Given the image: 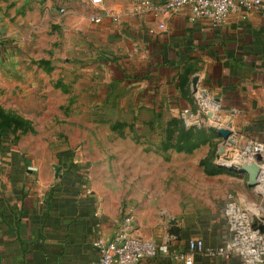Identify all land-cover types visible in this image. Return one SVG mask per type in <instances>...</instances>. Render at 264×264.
I'll use <instances>...</instances> for the list:
<instances>
[{"label": "crops", "instance_id": "1", "mask_svg": "<svg viewBox=\"0 0 264 264\" xmlns=\"http://www.w3.org/2000/svg\"><path fill=\"white\" fill-rule=\"evenodd\" d=\"M44 1L51 24L47 52L14 45L33 38L40 44L37 35H31L38 25L30 10L37 11L40 0H33L29 9L20 7L22 1L15 9L4 7L16 17L15 24L8 22V15L0 22L9 39L8 45L0 46L1 105L112 107L120 119L129 116L132 122L150 121L139 110L149 115L154 109L167 122L169 113L180 116L183 108H190L202 122L229 126L231 138L240 144L233 148L236 154L250 138L264 141V9L242 7L213 26L206 18H194L189 5L162 14L145 0ZM24 9L30 12L23 18ZM13 33H21V40H10ZM202 99L213 108L198 110ZM31 116L51 121V115ZM88 117L64 114L67 139L61 141V133L51 132V160L39 157L40 144L25 142L29 138L25 134L32 131L0 128V264H90L99 257L95 240H107L122 226L128 214L110 206L94 179L87 178L84 158L93 154L91 147L94 155L104 154L90 143L95 138L92 132L80 125L90 123ZM226 149L220 150L219 159ZM132 151L117 150L144 155L145 161L135 164L146 170L153 152ZM231 161L229 165L239 163L236 158ZM228 193L221 200L190 204L168 218L147 210L135 212L130 215L134 232L179 250L194 237L203 238L206 246H219L231 235L224 214ZM172 218L180 237L167 241ZM192 257L186 262L160 254L138 264H244L236 253L227 257L195 252Z\"/></svg>", "mask_w": 264, "mask_h": 264}, {"label": "rangeland", "instance_id": "2", "mask_svg": "<svg viewBox=\"0 0 264 264\" xmlns=\"http://www.w3.org/2000/svg\"><path fill=\"white\" fill-rule=\"evenodd\" d=\"M21 1L24 4L20 7L29 9L27 7L33 0H0V22L8 15V22L15 24L16 13H6L4 7L6 6V10L15 9ZM44 4L45 1L40 0L37 11L30 9L32 20L38 25L34 27L31 35H37L40 44L37 45L33 38V42L26 41L20 43V46L14 44L16 48L43 52L51 50V24L47 22L48 15L43 9L46 8ZM26 9L21 12L23 18L30 12ZM25 29L27 34L30 26ZM19 35L21 33H13L10 40H21L22 36ZM8 41L9 39L4 38L0 41V46L5 42L8 45ZM3 49L12 51L13 47ZM117 111V108L102 106L23 108L15 104H0V122L10 121V125L5 126L10 130L21 129L24 133L32 131L33 133L25 134L29 136L25 142L34 143L35 146L40 144L42 147L39 157L51 160V143L54 142L51 140V132L56 130L61 133V141L67 139L63 131L64 114L68 117L74 114L89 116L91 122L80 125L92 132L95 138L90 143L98 146L99 152L104 154L94 155L95 148L91 147L93 154L84 158L89 168L87 178L94 179L95 184L107 196L108 204L117 207L122 215L130 216L135 215V212L147 210L152 216L168 218L169 215L181 214L190 204H207L209 199L221 200L228 192L240 196L254 194L247 184L246 174L228 166L231 160L237 157L234 149L240 148V144L236 139L233 142L225 140L218 133L216 126L207 122L197 123L194 120L187 122L181 114L174 116L172 113H169L172 116H169L166 122L154 109L149 115L148 111L139 110V114L142 112L145 118L149 117V122H132L129 116L120 119L119 115L114 114ZM33 114H37L41 119L51 115V121L39 122L36 117L31 116ZM96 119H99L98 123H95ZM44 146L46 147L43 148ZM54 146L57 145L53 144L52 147ZM225 146L226 152L222 155L223 158L219 159L220 150ZM127 147L133 151L145 148L153 152L147 160L151 164L146 170L142 165L135 164L136 161L143 163L144 155H138V152L137 155L117 152Z\"/></svg>", "mask_w": 264, "mask_h": 264}, {"label": "built area", "instance_id": "3", "mask_svg": "<svg viewBox=\"0 0 264 264\" xmlns=\"http://www.w3.org/2000/svg\"><path fill=\"white\" fill-rule=\"evenodd\" d=\"M99 3L102 0H91ZM148 7H154L162 14L182 6L189 5L194 18H206L213 26L220 25L229 12L242 7L264 9V0H155L143 1ZM93 20H100L99 15H92ZM162 24V23H161ZM3 30L0 24V40ZM210 101L200 100L198 110L207 112L213 108ZM185 121L202 122L197 117V111L183 108L180 113ZM239 166L243 162L256 161L260 166L258 182L250 186L253 195H237L229 192L224 202V214L231 231L230 237L221 245L206 246L201 237L188 240L186 249H176L166 242H157L134 232L130 216H125L122 226L113 235L104 240H95L99 248V257L90 264H138L145 257L160 254L186 262L192 260L195 252H205L211 255L221 254L230 257L233 253L240 256L244 264L264 263V141L250 138L242 146L236 157Z\"/></svg>", "mask_w": 264, "mask_h": 264}, {"label": "water", "instance_id": "4", "mask_svg": "<svg viewBox=\"0 0 264 264\" xmlns=\"http://www.w3.org/2000/svg\"><path fill=\"white\" fill-rule=\"evenodd\" d=\"M197 81L198 75L196 74L192 77V88L194 90H197ZM217 131L225 140H227L228 142H233V139H231L230 137L233 133V130L229 126L219 125L217 126ZM229 167L245 173L247 176V184L249 186H253L258 182L260 166L256 161L243 162L239 166L229 165ZM56 168L58 169V166H56ZM167 234V241H169V239H171L173 236L177 238L180 237L179 226L175 223V219L173 218L168 223Z\"/></svg>", "mask_w": 264, "mask_h": 264}, {"label": "trees", "instance_id": "5", "mask_svg": "<svg viewBox=\"0 0 264 264\" xmlns=\"http://www.w3.org/2000/svg\"><path fill=\"white\" fill-rule=\"evenodd\" d=\"M0 125L1 130H4L6 128L5 126L10 125V121H5L3 123L0 122Z\"/></svg>", "mask_w": 264, "mask_h": 264}, {"label": "bare ground", "instance_id": "6", "mask_svg": "<svg viewBox=\"0 0 264 264\" xmlns=\"http://www.w3.org/2000/svg\"><path fill=\"white\" fill-rule=\"evenodd\" d=\"M213 121H215V120H213ZM231 137V136H230ZM232 139V138H231ZM219 157H220V155H219Z\"/></svg>", "mask_w": 264, "mask_h": 264}]
</instances>
